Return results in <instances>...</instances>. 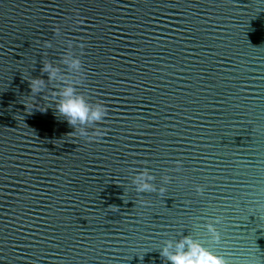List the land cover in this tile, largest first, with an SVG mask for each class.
<instances>
[{
  "label": "water",
  "instance_id": "water-1",
  "mask_svg": "<svg viewBox=\"0 0 264 264\" xmlns=\"http://www.w3.org/2000/svg\"><path fill=\"white\" fill-rule=\"evenodd\" d=\"M62 81L105 104L100 135L57 114ZM183 235L264 264V0H0V264H170Z\"/></svg>",
  "mask_w": 264,
  "mask_h": 264
},
{
  "label": "clouds",
  "instance_id": "clouds-1",
  "mask_svg": "<svg viewBox=\"0 0 264 264\" xmlns=\"http://www.w3.org/2000/svg\"><path fill=\"white\" fill-rule=\"evenodd\" d=\"M57 33L60 32L59 27L55 29ZM47 47H51L50 42H46ZM82 47V46H81ZM68 48H72L71 42L68 44ZM63 64L67 66L69 70H75L76 78L82 80L84 77L83 61L79 55H72L70 58L67 53L63 58ZM60 71V67L53 62L45 60L41 69L42 73L47 74L48 81L55 80L57 73ZM77 83H64L57 92L56 96L59 99L55 102V109L57 114L63 116L70 126L75 129V133H78L81 137H86L89 140L95 135H100L99 129L93 134H89L88 127L102 122L108 115V109L103 102L92 103L80 92L76 87ZM46 86L45 79L41 77H32L29 79V87L32 94L39 93L44 90ZM73 133V134H75ZM177 169L180 170V162L177 161ZM155 180V176L150 173V170L144 168L137 172L133 179L132 184L135 185V190L138 193L144 192H156L164 193L166 187L162 184L159 188L151 181ZM164 184L170 182L171 177H163ZM196 192L203 195L205 192V186L196 185ZM143 204L144 201H141ZM221 217H216L214 222H209L206 225L207 232L210 236L211 242L219 243L221 241V232L216 227V224L220 223ZM160 255L166 258L170 264H229L228 260L213 251L212 248L205 246V243L200 239L193 238L191 235H183L175 242L171 240L167 241L162 247H160Z\"/></svg>",
  "mask_w": 264,
  "mask_h": 264
}]
</instances>
